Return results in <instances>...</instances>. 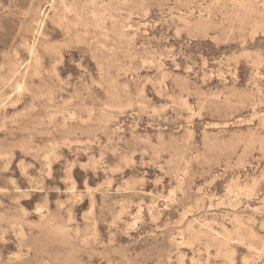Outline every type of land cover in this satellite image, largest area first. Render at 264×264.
<instances>
[{"label":"rangeland","instance_id":"1","mask_svg":"<svg viewBox=\"0 0 264 264\" xmlns=\"http://www.w3.org/2000/svg\"><path fill=\"white\" fill-rule=\"evenodd\" d=\"M0 264H264V0H0Z\"/></svg>","mask_w":264,"mask_h":264},{"label":"bare ground","instance_id":"2","mask_svg":"<svg viewBox=\"0 0 264 264\" xmlns=\"http://www.w3.org/2000/svg\"><path fill=\"white\" fill-rule=\"evenodd\" d=\"M242 189V188H241ZM247 189V188H246ZM236 203V202H235ZM248 219V218H247ZM262 223V222H261ZM209 254V253H208Z\"/></svg>","mask_w":264,"mask_h":264}]
</instances>
